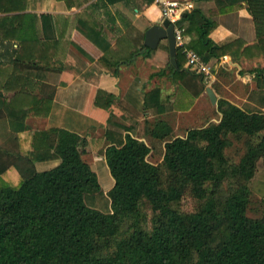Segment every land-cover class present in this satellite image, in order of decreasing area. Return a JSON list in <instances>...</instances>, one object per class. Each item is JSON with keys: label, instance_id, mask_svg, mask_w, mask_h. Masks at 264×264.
I'll return each mask as SVG.
<instances>
[{"label": "trees", "instance_id": "1", "mask_svg": "<svg viewBox=\"0 0 264 264\" xmlns=\"http://www.w3.org/2000/svg\"><path fill=\"white\" fill-rule=\"evenodd\" d=\"M242 1L253 17L257 46L264 49V0L231 3ZM28 6L29 0H0V34L43 46L63 42L22 37L23 14L12 12ZM187 20L198 27L202 48L196 51L203 60L217 58L214 70L222 73L223 65L217 64L228 53L240 64L241 54L231 51L240 37L216 43L209 37L215 20L190 13L180 24ZM50 56L44 47L40 64L28 63L27 69L59 74L63 63H52ZM176 57L177 66L170 67L180 71L187 62L182 47ZM254 79L258 86L245 104L214 87L220 94L213 110L219 119L191 127L183 136H173L169 123L157 120L149 134L163 143L160 160H151L153 147L129 130L122 141H111L104 152L113 179L105 211L87 203L102 187L84 159L86 132L40 131L43 148L53 149L60 163L33 168L15 187L0 177V264H264V199L251 213L250 188L264 156V65L254 68ZM104 97L111 107L110 94H100L98 103ZM236 145L242 152L238 162L228 155Z\"/></svg>", "mask_w": 264, "mask_h": 264}, {"label": "crops", "instance_id": "2", "mask_svg": "<svg viewBox=\"0 0 264 264\" xmlns=\"http://www.w3.org/2000/svg\"><path fill=\"white\" fill-rule=\"evenodd\" d=\"M180 1L192 2L187 14L217 22L209 35L216 43L240 37L231 50L241 54L240 64L225 54L217 64L223 65V74L212 67L208 77L193 68L183 71L187 62L180 71L172 69L166 40L148 53L142 50L148 28L164 20L154 0H29L28 8L12 12L23 14L19 18L25 24L22 37L63 42L43 46V42H18L0 34V175L18 173L22 180L33 168L58 165L60 158L40 141V131L48 128L86 132L89 153L102 148L105 152L128 130L147 142L157 141L149 128L159 119L181 134L190 129L188 121L196 126L214 120L209 113L217 103H212L207 88L214 90L218 102L223 83L219 74L228 69L242 75L247 85L254 79V68L264 65V49L257 46L255 23L244 1ZM184 28L186 46L201 49L197 25L187 20ZM44 47L50 48L52 63H63L59 74H40L39 67L27 69L28 63L40 64ZM217 61L212 57L207 63L213 66ZM244 62L251 67L241 74ZM100 94L112 96L111 107H107L109 95L98 103Z\"/></svg>", "mask_w": 264, "mask_h": 264}, {"label": "rangeland", "instance_id": "3", "mask_svg": "<svg viewBox=\"0 0 264 264\" xmlns=\"http://www.w3.org/2000/svg\"><path fill=\"white\" fill-rule=\"evenodd\" d=\"M263 64H264V61H263ZM241 65H242L241 69L243 71L251 67V65L246 64L245 62L241 63ZM230 70L231 69H228L226 71L225 69L226 73L224 75H220V74H223V72L219 74L220 76L219 83L223 82L221 83V85L219 84L221 86L220 88L222 91V95L224 97L229 98L230 100L237 101L240 104H244V101L249 96V93L252 90L256 89L258 84L256 80L253 79L251 82L249 81V83H247L246 85L245 81L242 80V75L236 76L235 70L233 69L231 71ZM260 84L262 87H264V81L260 82ZM209 114H210L209 119H214V120L219 119V117L215 113H213V111H210ZM173 119H174V116L170 118V120H173ZM187 124H188V128L195 126L194 123L191 121H188ZM172 135L173 136H183L185 135V133L181 134L180 132H174ZM148 143L153 147V150L155 152L153 155L150 156L151 160H153V157H155L154 161L160 160L163 155V147H162L163 143H160L154 140L151 141L150 138L148 140ZM92 150L94 151L92 152L90 151L91 153L89 152L84 155V159L90 165H92L95 171L97 172L99 181L102 187V192L97 193L96 195H89L87 203L93 207H96L98 209L105 211L104 209H106V207H109L108 205L109 197L107 195V191L112 187L113 179H112V176L110 174V171L105 161L104 148H102L99 151L98 150L96 151L95 149H92ZM241 153H242L241 149L237 145L228 151L229 157L232 160H235L236 162L239 161L241 157ZM47 168L49 167H46V169ZM14 171L16 172L15 169ZM11 176L0 175V177H2L3 180L8 182L7 184L8 186L15 187L21 181V177L18 173H16L15 175H11ZM250 188L253 193V196H252V207L253 208L251 210V213L256 214L257 211H259L258 207H260L259 203L261 199H264V156L261 157V159L258 162V169L256 171L254 178L250 181Z\"/></svg>", "mask_w": 264, "mask_h": 264}, {"label": "built area", "instance_id": "4", "mask_svg": "<svg viewBox=\"0 0 264 264\" xmlns=\"http://www.w3.org/2000/svg\"><path fill=\"white\" fill-rule=\"evenodd\" d=\"M159 7L163 19H168L174 24V32L177 47H182L187 58V66L204 73L205 75L212 74V65L203 60L202 56L195 50L189 48L185 44V28L180 24L184 13L189 12L193 7L192 2H182L180 0H154ZM227 61V57H224Z\"/></svg>", "mask_w": 264, "mask_h": 264}, {"label": "water", "instance_id": "5", "mask_svg": "<svg viewBox=\"0 0 264 264\" xmlns=\"http://www.w3.org/2000/svg\"><path fill=\"white\" fill-rule=\"evenodd\" d=\"M188 14L184 13V17ZM162 40L168 42L170 49L171 62L177 66V44L174 32V24L170 23L168 19H164L160 23H156L148 28L145 35L144 44L151 49H156ZM207 92L212 103H217V96L213 89L207 88Z\"/></svg>", "mask_w": 264, "mask_h": 264}]
</instances>
